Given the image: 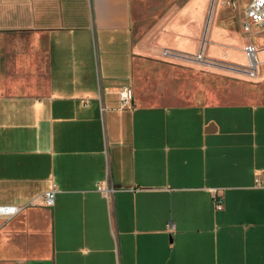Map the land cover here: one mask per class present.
<instances>
[{"label": "crops", "instance_id": "1", "mask_svg": "<svg viewBox=\"0 0 264 264\" xmlns=\"http://www.w3.org/2000/svg\"><path fill=\"white\" fill-rule=\"evenodd\" d=\"M221 33L190 55L140 45L133 0H0V264H264V27Z\"/></svg>", "mask_w": 264, "mask_h": 264}, {"label": "rangeland", "instance_id": "2", "mask_svg": "<svg viewBox=\"0 0 264 264\" xmlns=\"http://www.w3.org/2000/svg\"><path fill=\"white\" fill-rule=\"evenodd\" d=\"M202 8L204 15L203 24L194 32L170 31L173 14L178 7H186V14L193 12L188 9L192 0H133L135 8V28L138 43L142 46L160 45L166 49H179L193 55L191 51L195 47L210 42H222L220 37L222 30H241L246 5L249 0H204ZM188 15V16H189ZM186 30L188 22L179 24ZM180 29V28H179ZM185 30V29H184Z\"/></svg>", "mask_w": 264, "mask_h": 264}, {"label": "built area", "instance_id": "3", "mask_svg": "<svg viewBox=\"0 0 264 264\" xmlns=\"http://www.w3.org/2000/svg\"><path fill=\"white\" fill-rule=\"evenodd\" d=\"M253 26H260L264 27V0H249V3L246 7L244 20L242 23L243 31L250 32ZM246 57L250 63V71L255 69V65L258 63L257 60V49L253 45H248L245 48ZM197 59L203 60L202 54L197 56ZM120 99L123 105L128 104L134 98V91L130 86H124L120 92ZM254 187L258 189H264V170L258 172L255 177ZM98 190L103 192L104 194L108 195V193L112 192L113 189L110 188L108 185L99 186ZM213 194V202L217 210L224 209V201L223 198L219 195L218 190L213 189L211 190ZM59 193V189L57 185H53L48 191L44 194V201L45 206L48 208L54 207L56 203V197ZM21 208L17 206H1L0 207V216L4 217L6 220H10L15 217ZM172 228L173 225L170 224Z\"/></svg>", "mask_w": 264, "mask_h": 264}]
</instances>
